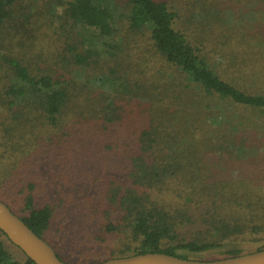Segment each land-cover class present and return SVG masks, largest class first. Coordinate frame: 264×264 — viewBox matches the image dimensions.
Returning <instances> with one entry per match:
<instances>
[{"label":"trees","instance_id":"trees-1","mask_svg":"<svg viewBox=\"0 0 264 264\" xmlns=\"http://www.w3.org/2000/svg\"><path fill=\"white\" fill-rule=\"evenodd\" d=\"M16 1L0 0V131L24 141L38 127L23 129L22 124H42L46 129L77 124L91 137L101 131L97 135L105 151L111 157L118 155L120 172L101 176L102 183L83 197L91 200L87 208L91 215L108 208L114 211L97 222L101 235H93L92 240L105 245L104 235L115 237L118 251L102 259L95 256L86 264L146 253L191 259V255L217 252L221 260L263 251L264 186L244 180L235 189L220 188L210 180L205 155L230 148L235 153L238 147L236 125L229 112H222L224 104L264 112V94L243 90L231 81L232 76L217 72L215 55L193 46L176 29L177 13L164 2L41 0L44 14L21 19L14 12ZM244 2L264 7V0ZM246 14H250L247 6L240 15L247 19ZM123 25L148 33L150 51L172 71L163 76L158 73L151 86L144 85L145 90L137 77H123L110 66H120L122 61L118 54L123 46L115 38ZM84 31L90 33L80 35ZM166 83L171 91L185 92L186 98L178 100L186 114L182 115L180 102L173 104L163 95L169 91ZM191 93L201 100L190 98ZM123 98L149 108V124L136 133L133 128L125 134L117 130L118 124L127 122L126 109L136 111L132 109L135 103L120 107ZM213 100L220 103L218 109L210 103ZM112 129L117 131L111 134ZM130 133L134 144L122 141ZM20 140H13V145ZM27 143L29 151L22 150L20 155L31 159L30 151L39 146V140ZM34 191L35 183H28L17 198L9 187L0 190V201L68 263L63 256L66 247L51 235L54 208L37 207ZM83 208L77 213L86 214ZM197 216L202 230L194 239L180 240L179 230L193 224ZM1 237L8 240L0 231V264H35L27 257L22 262L12 258ZM250 241L260 245L254 251L235 247L222 251L226 245Z\"/></svg>","mask_w":264,"mask_h":264},{"label":"rangeland","instance_id":"rangeland-1","mask_svg":"<svg viewBox=\"0 0 264 264\" xmlns=\"http://www.w3.org/2000/svg\"><path fill=\"white\" fill-rule=\"evenodd\" d=\"M42 1L47 3L48 0ZM42 1L17 0L14 9L17 18L23 19L27 16L34 18L44 14L42 11L46 10V7L40 10ZM157 1L166 3L171 11L177 13L175 27L193 46L215 55L213 58L217 63L213 64V67L217 68V72L224 77L229 76V79L232 76L231 81L243 90L264 94V7L262 5L256 4L253 8V3L252 5L245 3L244 0ZM246 6L250 9V14H246L247 19H243L240 14ZM51 30L58 31L55 27ZM118 30L115 41L123 46L122 52L118 54L122 61L118 68L114 63H110V66L117 69L120 75L123 77L127 75V78L137 77L142 85L141 88L145 90L144 85L151 86L158 73L161 76L171 74L172 71L169 72L163 60L150 51L151 41L148 33L127 30L125 25L119 26ZM42 33L46 34L43 30ZM89 33L84 31L80 32V35ZM166 81L167 79H164V82ZM169 81L168 79L167 83ZM168 90L167 94L163 92V95L173 104L180 102L182 115L186 114L184 104L178 100V98L182 100L186 98L185 92L179 93L182 92L180 89L179 92L171 91L169 86ZM190 98L201 100L192 93ZM210 103L216 109L220 106L216 100ZM118 105L125 109L133 105L132 109L136 110L128 112L126 109L127 122L123 123L124 125L118 124L117 129L123 134L128 132V128H133V133H136L141 130L142 125L149 124V108L144 104H140L139 101L129 103L128 99L123 98ZM222 112H229V119L231 122L234 121L233 126L236 125L234 134L237 137L234 140L238 147L235 153H231L233 149L230 148L224 149L228 152L205 155V162L209 165L212 174L210 180L213 179L212 181L217 182L220 188L226 190L235 189L244 180L264 186V112L229 107L227 103L224 104ZM133 119L135 121L131 123ZM33 125H37L38 129ZM22 126L23 129L30 127L35 129V132L30 133L24 141L0 131V190L4 191L12 187L15 197L20 198L22 189L26 188L28 183H35V205L37 207L48 205L54 208L56 214H54L51 235L57 238L60 245L66 247L67 252L63 256L68 263L86 264L95 256L98 257L97 259H102L117 252L118 249L115 247L119 243L115 237L104 235L105 245L92 240L93 235H101L97 222L104 221L108 215L113 216L114 211L108 208L94 211L91 215L87 213L91 200L83 198L89 190L95 189L98 183H102L101 176L110 172H120L116 168L119 163L118 155L111 157L97 135L102 132L97 131L95 137H91V134L88 135L89 133L77 124H72L68 128L47 127V129L42 124H22ZM117 130L112 129L109 133L114 134ZM133 133L128 134L122 141L134 144ZM28 139L39 140V146L30 151L34 155L31 159H27L28 155H20L22 150L26 153L29 151ZM13 140H20L21 143L13 145ZM100 151L107 154L99 155ZM36 155H39L38 160H35ZM119 168L124 171L122 165H119ZM174 188L177 187L173 186L172 189ZM210 205L212 206V202ZM81 207H85L83 209L86 210V214L77 213ZM195 219L193 224L179 230L180 240L194 239V236L202 230L201 225H197L198 216ZM1 239L12 258L19 262L25 260L26 256L19 248L11 245L3 237ZM250 242L226 245L222 251L231 250L233 247L249 248L254 251L257 245H260ZM180 253L187 254L183 251ZM218 255L217 252H207L190 257L191 260L215 261Z\"/></svg>","mask_w":264,"mask_h":264},{"label":"water","instance_id":"water-1","mask_svg":"<svg viewBox=\"0 0 264 264\" xmlns=\"http://www.w3.org/2000/svg\"><path fill=\"white\" fill-rule=\"evenodd\" d=\"M0 231L35 264H70L60 260L54 249L1 201ZM99 264H264V250L215 261L183 259L164 253H146L113 258Z\"/></svg>","mask_w":264,"mask_h":264}]
</instances>
